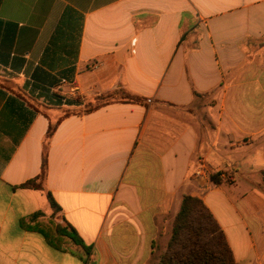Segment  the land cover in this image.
Returning a JSON list of instances; mask_svg holds the SVG:
<instances>
[{
  "label": "crops",
  "instance_id": "0c3cea01",
  "mask_svg": "<svg viewBox=\"0 0 264 264\" xmlns=\"http://www.w3.org/2000/svg\"><path fill=\"white\" fill-rule=\"evenodd\" d=\"M116 90L147 102L54 103ZM45 155V190L21 187ZM262 170L264 0H0V264H159L184 194L238 263L264 264ZM37 213L31 225L69 224L90 254L23 228Z\"/></svg>",
  "mask_w": 264,
  "mask_h": 264
},
{
  "label": "trees",
  "instance_id": "16d2710c",
  "mask_svg": "<svg viewBox=\"0 0 264 264\" xmlns=\"http://www.w3.org/2000/svg\"><path fill=\"white\" fill-rule=\"evenodd\" d=\"M205 94L195 92L196 97H203ZM59 98L54 103L57 105L65 104L68 106H81L83 103L74 98ZM123 102L146 103L147 99L131 93L127 90H116L108 94L96 96L94 100L87 101L84 110L81 113H90L107 104ZM53 103V102H51ZM41 104V103H40ZM42 105L47 106L46 103ZM82 107V106H81ZM74 109L67 110L65 115L74 114ZM57 124L51 125L48 136H51ZM48 174L47 157L43 158L42 171L38 177L22 184L23 188L45 190V180ZM221 173L214 174L210 180L219 185L222 183ZM262 183L264 184V170L261 172ZM231 184V182H230ZM48 200L54 212L60 211V206L55 202L50 192H47ZM37 213L22 220L23 228H28L40 233L48 244L55 249L61 250L66 243H72L82 247L87 255L91 248L86 246L83 239L77 231L69 224L42 226L40 223L31 225L34 220L40 217ZM159 264H240L235 260L233 250L229 244L228 238L215 218L214 214L204 203L196 196L184 194L181 199L179 210L174 217L170 238L167 242L165 252L160 258Z\"/></svg>",
  "mask_w": 264,
  "mask_h": 264
},
{
  "label": "rangeland",
  "instance_id": "374dc122",
  "mask_svg": "<svg viewBox=\"0 0 264 264\" xmlns=\"http://www.w3.org/2000/svg\"><path fill=\"white\" fill-rule=\"evenodd\" d=\"M80 102L83 103V101H81V99H80ZM83 105H84V103L81 105L82 107H78V108L74 109V113H81L82 110L85 109ZM200 121H201V124H206L205 119L202 118V120H201V118H200ZM200 170H201V168H200ZM203 171H204L203 176H197L199 179H206L207 180L208 178L210 179V177L212 175L217 174V173H221L220 178L222 179V183L230 184V182L231 183L233 182L232 179L234 178V175H233L232 171L220 170L218 172H215V173L212 172L209 174L208 171L206 172V169L204 167H203ZM239 177H240V183H239V185H240L239 190L240 191L243 190L242 188L246 185V183L256 182L255 178H252V174L249 175L250 179L245 178L241 175ZM178 209H179V206H178ZM176 214H174V215L171 214V215L166 216L164 218L165 223L162 224V229H161L159 237L161 238L162 247H164L165 249H166L167 242H168L170 235H171L172 223H173V220H174V217ZM46 220H47V226L57 225L54 218H47ZM164 233H165V235H164ZM232 238H234L233 235H232ZM238 240L239 239H237L236 241H238ZM165 249L162 251V254L165 252Z\"/></svg>",
  "mask_w": 264,
  "mask_h": 264
},
{
  "label": "built area",
  "instance_id": "2783aa9c",
  "mask_svg": "<svg viewBox=\"0 0 264 264\" xmlns=\"http://www.w3.org/2000/svg\"><path fill=\"white\" fill-rule=\"evenodd\" d=\"M204 174V171H203V168H201V170L199 169L196 173H195V176H203Z\"/></svg>",
  "mask_w": 264,
  "mask_h": 264
}]
</instances>
